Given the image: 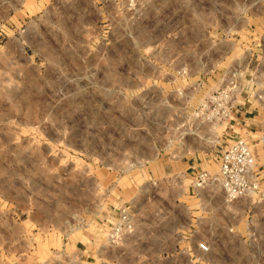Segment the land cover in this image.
Instances as JSON below:
<instances>
[{"label":"rangeland","instance_id":"1","mask_svg":"<svg viewBox=\"0 0 264 264\" xmlns=\"http://www.w3.org/2000/svg\"><path fill=\"white\" fill-rule=\"evenodd\" d=\"M128 5L0 0V264H194L170 258L189 213L217 224L204 264H264V203L211 189L195 213L185 170L241 137L264 190V0ZM122 204L135 233L109 248Z\"/></svg>","mask_w":264,"mask_h":264},{"label":"built area","instance_id":"2","mask_svg":"<svg viewBox=\"0 0 264 264\" xmlns=\"http://www.w3.org/2000/svg\"><path fill=\"white\" fill-rule=\"evenodd\" d=\"M129 7H132L138 0H125ZM231 85V84H229ZM233 86L225 87L212 95L210 116L215 119L232 120V112L236 110L231 100ZM262 150V166L264 168V134L258 141ZM216 172L196 171L189 168V194L197 201L192 211L204 213L202 204L203 195L206 197L215 189L220 194L224 203H231L238 199L252 198L264 203V190L260 188L259 176L256 166V154L249 143L241 137L228 143L216 155ZM183 173L177 174V178L183 177ZM176 178V177H175ZM154 184V183H152ZM194 213V212H193ZM207 213V212H206ZM206 218V217H205ZM202 216L195 217L189 213L188 223L183 232L178 233L177 249H173L170 258L180 255L185 256L190 263L204 264L206 257L211 253V245L216 243L215 237L217 224L212 220H204ZM136 214L134 207L129 204H122L114 210V216L110 213L105 217L100 229L104 231V246L109 248L121 245L128 237L135 233ZM179 243H184L183 248Z\"/></svg>","mask_w":264,"mask_h":264},{"label":"crops","instance_id":"3","mask_svg":"<svg viewBox=\"0 0 264 264\" xmlns=\"http://www.w3.org/2000/svg\"><path fill=\"white\" fill-rule=\"evenodd\" d=\"M247 120H248V119H245V118H241V117H240V118H238V122H237V123H235V124L237 125V124H238L240 121H243V122L246 124ZM189 168H190V167H187V169H185V170H187V171H188V170H189Z\"/></svg>","mask_w":264,"mask_h":264}]
</instances>
